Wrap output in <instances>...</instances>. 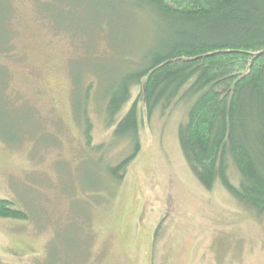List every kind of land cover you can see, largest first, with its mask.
Listing matches in <instances>:
<instances>
[{
	"label": "rangeland",
	"instance_id": "1",
	"mask_svg": "<svg viewBox=\"0 0 264 264\" xmlns=\"http://www.w3.org/2000/svg\"><path fill=\"white\" fill-rule=\"evenodd\" d=\"M130 6L0 0V199L26 215L0 216V264H264V213L191 171L184 105L148 117L139 99L140 148L110 172L133 152L114 131L140 88L112 123L109 91L156 37Z\"/></svg>",
	"mask_w": 264,
	"mask_h": 264
},
{
	"label": "trees",
	"instance_id": "2",
	"mask_svg": "<svg viewBox=\"0 0 264 264\" xmlns=\"http://www.w3.org/2000/svg\"><path fill=\"white\" fill-rule=\"evenodd\" d=\"M126 1L151 17L156 37L109 91L112 123L140 88L114 131L135 140L133 152L110 172L119 177L140 148L139 99L148 117L181 104L178 141L199 183L210 189L220 180L239 203L264 213V0ZM10 205L0 199V216L26 217Z\"/></svg>",
	"mask_w": 264,
	"mask_h": 264
}]
</instances>
